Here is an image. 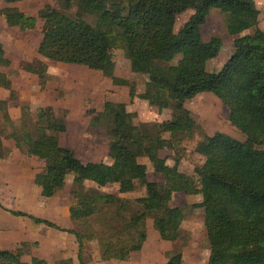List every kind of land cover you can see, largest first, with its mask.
I'll return each mask as SVG.
<instances>
[{"label":"trees","instance_id":"16d2710c","mask_svg":"<svg viewBox=\"0 0 264 264\" xmlns=\"http://www.w3.org/2000/svg\"><path fill=\"white\" fill-rule=\"evenodd\" d=\"M60 2L64 10L45 4L30 16L16 7H4L0 16L8 28L20 32L37 30L41 21L37 48L41 58L101 72L113 86L128 89L130 103L139 99L158 112L168 109L171 115L160 123L137 127L136 114L125 103L89 110V128L99 134L103 131L110 162L83 163L73 150L60 145L58 136L66 131V123L52 107H45L37 119L27 106L20 107L16 121L9 117L8 103L19 95L2 71L10 60L0 43V88L8 92V98L0 100V159L5 153L2 139L7 138L20 153L43 161L34 176L42 198L56 196L72 176L71 229H60L24 212L11 213L73 235L79 264H86L82 251L90 242L96 243L102 258L114 261L140 251L148 220L162 241L180 242L185 211L170 202L175 193L193 195L196 182L169 166L159 152H177L194 134L198 124L185 103L198 94L211 93L227 109L230 125L245 139L241 142L216 132L204 135L194 147L204 159L194 170L200 180L201 202L192 207L203 210L207 264H264V32L258 26L259 10L247 0H119L112 8L108 0ZM74 5L75 12L66 14ZM213 9L224 15L226 32L234 39L233 51L221 69L208 72L204 64L217 57L221 39L214 35L202 41L200 27ZM188 10L192 15L175 32L177 17ZM111 49L126 52L132 73L148 75L141 92L107 66ZM20 64L23 71L37 77L43 89L44 64L40 60ZM140 158H146L153 172L161 175L160 182L148 181ZM111 185L114 192L103 191ZM139 188L144 189L143 196L123 197ZM28 251V243L13 251L0 250V264H46L36 257L22 262ZM181 263V256L175 255L166 264ZM55 264H71V260Z\"/></svg>","mask_w":264,"mask_h":264},{"label":"rangeland","instance_id":"374dc122","mask_svg":"<svg viewBox=\"0 0 264 264\" xmlns=\"http://www.w3.org/2000/svg\"><path fill=\"white\" fill-rule=\"evenodd\" d=\"M251 1L260 12L258 26L264 32V0ZM117 3L119 0H108L109 8ZM45 4L64 10L60 0H25L16 6L26 14L35 15L38 8H42ZM74 12L75 5L66 14H73ZM192 13L188 10L177 17L175 32L180 30ZM2 19L5 24L4 18ZM200 33L204 42L209 41L214 35L221 39V50L217 57L204 64L206 71L216 72L221 69L233 51L234 37L226 32L224 15L218 10H211L205 23L200 27ZM38 34V30L24 34L16 31L10 35L9 43H6L8 54L11 52L10 54H15V56L12 57L10 68L4 70L8 76L13 78L16 83L15 88L17 90L19 88L20 94L18 100L10 104V114L16 118L19 115L20 107L27 106L31 117L37 119L44 114L46 106H51L58 115L64 118L66 123V131L58 136L60 145L73 150L76 157L83 163L107 162L109 160L103 131H100L99 134L89 128L91 118L88 114L89 110H106L109 104L126 103L128 111L136 114L134 123L137 127L141 124L160 123L170 118L171 111L168 109L158 112L149 107L146 102L138 99L135 100V104L130 103L127 88L113 86L111 81L104 77L101 72L92 71L83 66L65 65L44 59L43 62L46 64L42 62L44 64L43 72L49 75H46L45 87L39 88L36 77L28 78L25 75L26 72L20 67V63L39 60L35 51ZM24 39L26 44L23 45L21 41ZM13 40L19 42H11ZM107 66L113 68L115 76L127 79L134 84L137 92L143 90V86L148 80V75L135 74L130 71L126 52L123 50H109ZM7 97L8 92L0 88V100ZM185 107L195 117L198 129L182 142V146L177 152H159V156L166 158L169 166H176L180 172L191 175L196 182V191L193 195L175 193L170 202L171 206L181 207L185 211L186 217L181 224L183 239L176 244L162 241L152 228L151 220H148L147 238L140 251L128 254L123 261H114L102 258L96 243L90 242L82 251V257L86 264H166L175 255L181 256V264H207L209 244L203 226V210L200 207H192L201 202L200 180L194 170L204 161L194 151V147L204 135H212L216 132L224 133L241 142L245 138L230 125L227 120V109L211 93L196 95L193 99L186 101ZM10 108L8 105V110ZM135 133L137 134V132ZM167 136V134L164 135V137ZM3 142L6 147H4V157L0 159V169H3V173L0 174V204L2 206L0 210L12 209L30 212L33 216L50 220V222L58 221L60 214L55 212V206H59L61 203L64 205L68 203L69 206L73 204L69 196L72 176L67 177L64 189L58 192L55 197L51 199L42 198L39 188L34 183V175L40 172L44 162L20 153L14 147L12 140L4 138ZM175 159L178 161L175 162ZM139 162L147 165L148 181L160 182L162 180L160 174L153 172L151 164L146 158L139 159ZM103 191L114 192L115 186H108ZM143 195L144 189L139 188L136 192L126 194L123 197L132 200ZM54 224L56 225V223ZM36 233L37 242L30 245L28 252L40 260H43L41 257L44 255L50 261L46 255L49 253L46 250L47 241H57L65 249L72 246V240L76 244L73 235L44 225L37 224ZM77 248L76 244V252ZM24 257L26 255L22 256L21 260ZM75 262L78 264L77 259Z\"/></svg>","mask_w":264,"mask_h":264},{"label":"crops","instance_id":"0c3cea01","mask_svg":"<svg viewBox=\"0 0 264 264\" xmlns=\"http://www.w3.org/2000/svg\"><path fill=\"white\" fill-rule=\"evenodd\" d=\"M23 1H25V0H22L20 2L14 3V4H6L3 0H0V8L16 7L17 9H19L16 5L18 3L23 2ZM247 1L252 3L251 0H247ZM39 9H41V8L39 7L38 10ZM20 11L25 13L22 10H20ZM26 15H30V14H26ZM35 15H30V16H35ZM2 18L3 17L0 16V43L2 44V46H3L4 50H5L6 58L8 60H10V66H11L12 57H14L15 54H10L11 53L10 51H9L10 53L8 54V52H7L8 49L6 47V43H9V41H10L9 38H10V35H12V33L16 32V31L17 32H20V31L17 28H8L6 23L4 24ZM40 26H41V21L38 20L37 21V25H36L37 30L39 29ZM26 32H31V31L28 30V31L20 32V33L24 34ZM40 40H41V34L39 32V34H38V43L36 45V50L35 51H36L37 58H39V60L41 62H43L44 59L41 58L37 54V48H38ZM11 42L18 43L19 41L18 40H15V41L13 40ZM21 43L23 45L26 44L25 39L22 40ZM43 63H45V62H43ZM10 66L6 67V68L7 69L10 68ZM4 69L5 68H3L2 71L7 74V72ZM25 75H27L28 78L31 77V76H35V75L27 73V72L25 73ZM46 75H49V74L47 73ZM8 78L10 79V81L12 83V89H14L18 93V95H20L19 92H18L19 88H18V90L15 88L16 83L13 80V78L11 76H8ZM36 79H37V77H36ZM37 84H38V79H37ZM7 98L2 99V100H6ZM135 100L136 99H134L131 103L135 104L136 103ZM16 101L9 102L8 103L9 108H10V104L12 102H16ZM139 101H141V100H139ZM129 102H130V100H129ZM120 103H123V102H120ZM46 107H48V106H46ZM127 107L128 106L126 104V108ZM10 111H11V108L8 110L9 117L13 121H16L19 118L20 111H19L18 117H16V118H13L11 116ZM129 112H131V111H129ZM133 113H135V112H133ZM2 144H3V147H6L4 145L3 139H2ZM109 162H110V160H108L106 163H109ZM144 165H146V164H144ZM5 167H6V164H5ZM146 167H147V165H146ZM2 171H3V169L1 168L0 169V174L3 173ZM24 194L26 195V193H24ZM49 199H51V198H49ZM0 208H2L1 204H0ZM54 210H55V212H58V214H60V216H59L58 221H56V222L51 221V222L56 223V225L60 229H63V230L71 229V227H70L71 226V222H70V219H69V205H68V203H66L65 205L61 203V204H59V206H55ZM9 211L10 212L11 211L17 212L18 210H12V209L11 210L9 209L8 211L0 210V250L13 251L16 248H19L22 243H28L29 247H30V245H33V243H36L37 242V233H36L37 232V224H33L34 222L31 219L27 218V217L14 216ZM24 213L32 215L30 212H28V213L24 212ZM21 224H22V226H21ZM64 233H67V232H64ZM60 239H62V238L60 237ZM46 244H47V249L46 250L49 252L46 255L50 258V261H48V259H46V257H44V255H42L43 257H41V259L46 261V264H55L57 261H60V260H71V264H75L76 263L75 262L76 259H77V258L75 259V255L77 253L76 252V244L74 243L73 240H72V246H70L68 249H65L64 246H60L59 242L54 241V240H52V242H48L47 241ZM38 254H40V253H38ZM32 257H36V256L33 255V254L28 253V254H26V257H24L21 261L25 262V263H29ZM77 262H78V260H77Z\"/></svg>","mask_w":264,"mask_h":264}]
</instances>
